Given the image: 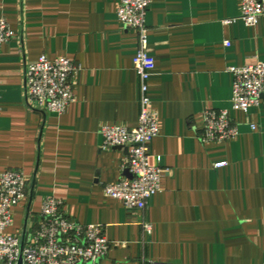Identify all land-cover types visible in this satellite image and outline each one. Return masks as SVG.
Masks as SVG:
<instances>
[{"label": "crops", "instance_id": "obj_1", "mask_svg": "<svg viewBox=\"0 0 264 264\" xmlns=\"http://www.w3.org/2000/svg\"><path fill=\"white\" fill-rule=\"evenodd\" d=\"M118 2L0 0L15 31L0 48V173L21 169L27 180L6 232L33 241L42 200L54 195L70 219L104 225L111 248L100 264H264V95L247 114L232 109L227 70L264 62V16L224 23L240 0H151L148 95L159 134L148 161L167 171L145 207L129 210L103 190L126 177V153L104 149L100 130L133 128L139 116L138 37L119 21ZM40 55L78 66L62 114L26 104L24 68ZM207 109H227L239 134L200 142Z\"/></svg>", "mask_w": 264, "mask_h": 264}, {"label": "built area", "instance_id": "obj_2", "mask_svg": "<svg viewBox=\"0 0 264 264\" xmlns=\"http://www.w3.org/2000/svg\"><path fill=\"white\" fill-rule=\"evenodd\" d=\"M151 0H119L116 14L121 24L135 30L138 48L133 68L140 83L139 116L137 125H104L101 130L102 147H126L121 164L130 177L104 185V194L119 200L127 209H143L148 199L160 191L161 178L167 171L149 164V143L159 134V116L152 108L148 95L149 79L154 58L148 52L146 12ZM264 16V0H240L236 19L253 26ZM15 36L7 20L0 18V48ZM78 66L66 57L49 59L40 55L24 68L25 101L28 106L44 112L62 114L74 100L72 78ZM232 74L231 107L247 114L259 104L264 95V62L230 66ZM255 129V125H250ZM239 134L238 124L227 109H207L203 113L197 137L207 144L223 142ZM224 162L216 164L223 165ZM27 180L21 169L9 168L0 173V264H100L108 254L111 241L104 235V225L84 224L70 219L61 198L47 195L42 200L38 229L33 241L22 242L18 235L6 232L12 222L13 208L26 196ZM143 229L151 232V223L143 222Z\"/></svg>", "mask_w": 264, "mask_h": 264}, {"label": "water", "instance_id": "obj_3", "mask_svg": "<svg viewBox=\"0 0 264 264\" xmlns=\"http://www.w3.org/2000/svg\"><path fill=\"white\" fill-rule=\"evenodd\" d=\"M115 148H122V147H115ZM123 150H124V152L125 153H127V148L126 147H123ZM124 175L126 176V177H130V175H129V173H128V171L127 170H124Z\"/></svg>", "mask_w": 264, "mask_h": 264}]
</instances>
